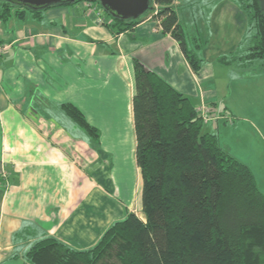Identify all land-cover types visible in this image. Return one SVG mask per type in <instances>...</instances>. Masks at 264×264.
I'll return each instance as SVG.
<instances>
[{
	"label": "crops",
	"instance_id": "1",
	"mask_svg": "<svg viewBox=\"0 0 264 264\" xmlns=\"http://www.w3.org/2000/svg\"><path fill=\"white\" fill-rule=\"evenodd\" d=\"M233 7L229 0L174 1L187 36L206 41L198 51V73L156 21L146 19L116 34L111 25L98 23V14L110 21L93 2L49 8L40 19L26 13L23 19L12 15L0 21V45L5 47L0 53V264H29L25 254L30 246L48 236L75 249L90 248L134 205L141 208L132 112L134 57L195 108L209 107L215 119L203 128L218 136V106L224 102L229 107L231 93L229 87L228 94H221L218 84L230 80V67H216L213 59L238 52L245 32L217 50L206 43L214 28L230 26L227 12ZM210 10L225 12L227 19L210 24L204 16ZM261 70L251 75L253 82L263 79ZM230 82L233 87L236 81ZM63 103L74 104L99 136L76 124Z\"/></svg>",
	"mask_w": 264,
	"mask_h": 264
},
{
	"label": "trees",
	"instance_id": "2",
	"mask_svg": "<svg viewBox=\"0 0 264 264\" xmlns=\"http://www.w3.org/2000/svg\"><path fill=\"white\" fill-rule=\"evenodd\" d=\"M88 0H76L73 3ZM175 0H152L150 10L136 20L112 17V32L131 30L151 13L162 34L175 39L191 69L198 73V51L205 42L187 36L174 9ZM247 18L240 50L221 55L222 64L251 68L264 65V9L260 0H236ZM70 3V4H73ZM41 10L0 0V21ZM132 97L135 161L141 176V215L127 212L113 222L98 242L75 249L55 237L35 241L25 254L29 264H264V192L251 169L221 145L216 134L203 130V120L190 100L156 72L133 58ZM64 112L92 136L72 103ZM209 108V107H208ZM210 109V108H209ZM210 112L211 109H210ZM212 114V113H211ZM110 260V261H109ZM112 260V261H111Z\"/></svg>",
	"mask_w": 264,
	"mask_h": 264
},
{
	"label": "rangeland",
	"instance_id": "3",
	"mask_svg": "<svg viewBox=\"0 0 264 264\" xmlns=\"http://www.w3.org/2000/svg\"><path fill=\"white\" fill-rule=\"evenodd\" d=\"M229 3L234 6L227 12L230 26L227 28L221 26L220 30L214 28L211 39H208L206 43L208 49L217 50L222 43L232 42L233 36L240 40L246 30L247 18L244 11L238 6L236 0H229ZM260 3L264 9V0H260ZM212 10L209 14L204 13L206 19H211L210 24L212 19L218 20L217 23L220 20L225 21L227 19L225 12L218 14L217 12L213 13ZM27 15L31 16L30 13H27ZM150 15L151 13L148 14V17ZM224 26H226L225 23ZM234 30L239 31L240 34L235 33ZM215 52L212 53L215 54ZM218 58L219 55L213 59L215 61L214 65L216 67L223 65V69L227 68L225 66L230 67L228 70L230 80L236 82H233V88L229 78L224 81L219 80L221 81L218 84L220 93L228 94L229 87H231V93L227 104L229 107H226L224 102L219 103L218 109L222 117L220 129L216 133L219 136L221 145L225 146L232 155L252 169L264 189V82H262L264 76L263 79L255 82L251 78L253 73L262 71L264 65L261 62L260 66V62H256L251 68H240L237 65L222 64ZM217 75L219 76V74ZM207 128L204 127L203 130ZM140 211L141 208L138 204L132 207V212L139 216L141 215ZM100 264H110V262L105 260Z\"/></svg>",
	"mask_w": 264,
	"mask_h": 264
},
{
	"label": "water",
	"instance_id": "4",
	"mask_svg": "<svg viewBox=\"0 0 264 264\" xmlns=\"http://www.w3.org/2000/svg\"><path fill=\"white\" fill-rule=\"evenodd\" d=\"M14 5L41 10L50 5L70 4L76 0H6ZM99 2L100 6L112 17L121 20H136L147 13L151 8L152 0H88Z\"/></svg>",
	"mask_w": 264,
	"mask_h": 264
},
{
	"label": "built area",
	"instance_id": "5",
	"mask_svg": "<svg viewBox=\"0 0 264 264\" xmlns=\"http://www.w3.org/2000/svg\"><path fill=\"white\" fill-rule=\"evenodd\" d=\"M94 3V2H93ZM88 4H92V2H88ZM147 19H152L151 15L149 17H147ZM98 23L99 24H103L104 23V18H102L100 16V14H98ZM5 49V47L0 45V53L3 52V50ZM196 111L198 113V115L201 117V119L203 120L204 123H207L209 121H212L213 119H215V117L213 115H211L210 113V109L208 107H204V106H200L196 108Z\"/></svg>",
	"mask_w": 264,
	"mask_h": 264
}]
</instances>
